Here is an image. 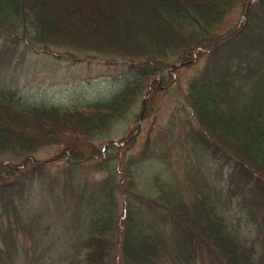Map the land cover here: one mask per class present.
<instances>
[{"label":"trees","instance_id":"obj_1","mask_svg":"<svg viewBox=\"0 0 264 264\" xmlns=\"http://www.w3.org/2000/svg\"><path fill=\"white\" fill-rule=\"evenodd\" d=\"M122 1L150 13L156 30L142 26L123 43L88 38L75 27L82 0H0L7 46L128 67L107 95L81 106L25 105L0 89V264H13L20 236L30 234L32 250L38 241L36 218L13 213L21 177L45 185L75 232L62 264H264V0L246 11L250 0ZM235 8L242 20L223 25ZM105 19L114 28L110 12ZM169 95V120L156 124L157 98ZM149 120L133 153L134 132ZM48 144L61 146L54 163L33 158ZM153 159L164 168L144 187ZM214 163L228 166L224 182L211 176ZM248 224L250 237L241 232Z\"/></svg>","mask_w":264,"mask_h":264},{"label":"rangeland","instance_id":"obj_2","mask_svg":"<svg viewBox=\"0 0 264 264\" xmlns=\"http://www.w3.org/2000/svg\"><path fill=\"white\" fill-rule=\"evenodd\" d=\"M128 5L122 0H82L81 4L77 3L74 6H76L77 15L78 12L85 13L79 17L83 22L81 25L75 26L79 24L76 23L74 26L88 38L105 37V39H109L110 37L116 42H128L136 36L142 26L146 28L152 26L150 13H139L131 5ZM66 8L68 7L65 5L58 7L57 14H62L63 21L66 17L69 18V13L65 12ZM108 12L111 13L115 25L112 29L109 27L111 26L109 19H105ZM88 20L91 21L89 24ZM227 20L228 23L226 21L223 25L227 24L228 26L230 22V26H235L242 20V11L235 8ZM227 26L222 27L223 30ZM155 30V26H152L151 31ZM4 37L0 34V53L3 51L0 54V89L16 93L25 105L70 106L75 104L81 106L107 95L113 89V81L116 78L120 79L122 71L128 69L127 65L121 61H118L119 63L116 65H108L101 60H64L63 57L68 58L65 52H61L63 57L56 59L53 55L26 48L23 42H15L17 45L9 44L7 46ZM196 70V67L182 68V80L186 81L193 77ZM176 100L175 95L157 98L159 110L156 124H164L169 120ZM150 123V120L143 122L141 133L134 132L133 137L137 139V148L133 150V153H136L137 149L143 145ZM60 148L61 146L56 144L43 145L33 154V158L54 163L53 157ZM56 164H61V162L56 161ZM22 168L23 166L20 167V169ZM142 168L140 178L144 187H147L150 173L157 172L164 167L162 163L153 159L150 163H146V167ZM56 169L52 168L51 170L55 171ZM210 171H212L211 176L214 179L219 178L221 182H224L228 166L214 163ZM21 180L24 182L21 198L16 191L10 196L13 198V204L18 205L17 210L13 213L19 220L36 218L38 241L34 244L35 250H32L30 234L27 232L20 236L19 253L14 258L13 264H62L64 256L74 250L72 245L77 240L75 232L65 228L64 220L66 219L59 216V212L48 200L44 184L32 182L29 185L26 178L21 177ZM46 207H48L47 210H45ZM40 208L42 212H40ZM228 217L231 220L235 218L232 212H229ZM245 225L246 222H242L241 226ZM241 232L250 237L252 232L250 224Z\"/></svg>","mask_w":264,"mask_h":264},{"label":"bare ground","instance_id":"obj_3","mask_svg":"<svg viewBox=\"0 0 264 264\" xmlns=\"http://www.w3.org/2000/svg\"><path fill=\"white\" fill-rule=\"evenodd\" d=\"M251 2V0L248 2V4H247V6H246V8H245V10L244 11H246V9L248 8V6H249V3ZM197 56V54L195 55V57ZM150 90V89H149ZM144 100H145V97L143 98V100H142V109H143V103H144Z\"/></svg>","mask_w":264,"mask_h":264}]
</instances>
